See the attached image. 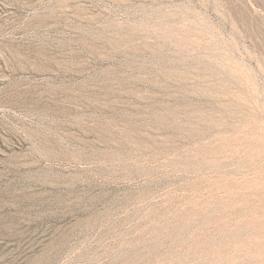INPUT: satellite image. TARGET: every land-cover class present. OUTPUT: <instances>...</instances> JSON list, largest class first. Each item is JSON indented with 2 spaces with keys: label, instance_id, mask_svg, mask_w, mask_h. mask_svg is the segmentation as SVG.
<instances>
[{
  "label": "rangeland",
  "instance_id": "rangeland-1",
  "mask_svg": "<svg viewBox=\"0 0 264 264\" xmlns=\"http://www.w3.org/2000/svg\"><path fill=\"white\" fill-rule=\"evenodd\" d=\"M0 264H264V0H0Z\"/></svg>",
  "mask_w": 264,
  "mask_h": 264
}]
</instances>
